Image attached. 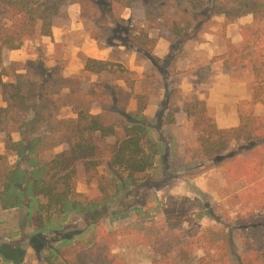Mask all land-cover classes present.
Instances as JSON below:
<instances>
[{"label":"trees","instance_id":"obj_1","mask_svg":"<svg viewBox=\"0 0 264 264\" xmlns=\"http://www.w3.org/2000/svg\"><path fill=\"white\" fill-rule=\"evenodd\" d=\"M263 0H241L237 17L251 14L252 22L241 28L242 40L227 42L222 57L224 71L234 67L256 66L254 47L264 35ZM233 0H0V144L6 152L17 157L14 165L7 164L0 172V208L10 210L32 199L39 213L49 224L51 218L64 219L68 214L82 215V229L61 233L69 229L55 227L53 238L39 232L24 244L41 247L47 239L56 243L51 255L64 264H125L124 258L113 251L112 245L119 230H106L97 219L106 215L117 196L126 194L130 185L137 184L154 165L158 154L157 142L152 135L158 129L152 118L144 114V107L134 111L118 106L117 95L128 93L119 85H105L90 79V75L108 74L112 62L85 58L80 78L64 77L55 68L46 67L41 58L26 62L11 61L8 53L40 36H50L54 26L69 24L66 6L79 4V18L84 23L93 20L95 28L86 25L89 36L107 47L123 46L132 49L143 59V75L155 79L174 68L177 58L175 44L195 40L199 32L214 16H230L235 10ZM128 11L127 18L122 16ZM231 18L230 21H233ZM262 24V26H260ZM163 31L171 43L165 58L154 54L157 38L150 32ZM261 34V35H260ZM57 59V58H56ZM60 61V57L58 58ZM165 59H168L167 61ZM167 76V75H166ZM66 90L75 117L56 116L54 94ZM118 90L119 93H118ZM138 100L143 99L136 94ZM252 102L255 99L252 97ZM101 112L92 113L93 107ZM167 120L173 123L176 115H185L197 132L202 153L217 162L232 180L245 179L261 185L264 176V131L259 118H240L232 128H219L209 114L203 100L168 101L165 105ZM164 114V113H163ZM19 130L21 137L13 140L12 133ZM238 142L241 146H235ZM63 146L58 153L49 152ZM49 153L46 157L41 155ZM4 155H0V158ZM104 167L105 170H100ZM109 170L125 173L119 177ZM88 183L87 193L76 191L78 179ZM258 189L242 194V202L256 199ZM97 219V220H96ZM242 226L250 231L249 251L236 255L226 239L217 246L209 244L196 264H264V216L253 211L239 217ZM46 229V227H45ZM60 230V231H59ZM68 231V230H66ZM151 249V264H172L174 248L180 260L191 259L184 239L170 231L156 233L149 229L144 236ZM23 243L0 246V258L14 263L23 260ZM48 258V257H47Z\"/></svg>","mask_w":264,"mask_h":264},{"label":"rangeland","instance_id":"obj_2","mask_svg":"<svg viewBox=\"0 0 264 264\" xmlns=\"http://www.w3.org/2000/svg\"><path fill=\"white\" fill-rule=\"evenodd\" d=\"M262 2L264 4V0ZM240 5L241 0H233L231 7L235 10L230 16H214L199 32L197 39L175 44L174 52H177V58L174 68L167 74L161 73L155 79L143 75V59L131 48L107 47L102 41L95 40L99 48L108 50L106 60L111 61L112 66L110 73L90 75V79L103 82L107 86L119 85L128 95L123 98L117 95L118 106H125L128 111L136 110L138 105L143 106L144 114L152 118L158 127L152 132L155 140H159L157 142L159 151L154 165L137 184L130 185L126 194L116 197L117 201L108 206L105 216L97 218L106 230H119L112 248L124 258L125 264H151V249L148 245L151 239L148 241L144 238L149 229L159 234L164 231L174 232L185 240L184 245L191 259L180 260L177 249L174 248L170 255L172 264H196L198 258L204 255L202 247L209 244L217 246L226 239L231 244L234 254L241 256L249 251L250 231L242 226L239 217L251 211L264 216V176L263 183L259 186L256 183L250 184L245 179L229 178L224 167L217 163L219 158H210L206 153L199 151L201 147L197 141V132L185 115H176L173 123H160L161 120H167L164 118H168L165 116V105L168 101L181 103L185 100L198 99L200 93L212 85V80L214 81L223 66L222 57L226 51V43H238L237 39L242 37L241 28L253 19L251 14L236 18L240 12L239 8L242 10ZM78 8L77 3L66 6L74 20L70 27H67L71 30L70 34L67 33L71 36L65 46L67 50L64 48L62 52L61 48V53L67 54V58H75L73 66L84 65L86 58V55L82 51H77L73 45L80 36H83V40L92 39L86 32V25L95 28L92 19L86 20L85 23L80 20ZM128 15V11L122 12L124 18ZM231 18L234 20L230 21ZM150 35L157 38V46L153 51L165 58L171 50L167 35L158 29L151 31ZM261 37L260 44L254 47L256 58L253 62H256V66L243 64L232 68L228 73L235 82H246L245 89L250 92V100L245 99L236 102L235 105L231 103L233 106L226 105L225 111L235 113L239 119L259 118L261 129L264 131V35ZM45 46L40 38L26 41L19 49L30 58L21 62L41 58L46 67L51 68L55 65L63 74L66 62L62 57L60 61H56L59 59L51 57L52 54L48 53ZM87 75L84 71L63 74L67 78L74 76L83 78ZM0 78L3 82L10 81V78L4 75H0ZM136 94L141 95L143 99L135 98ZM252 97L255 102H252ZM53 98L58 118L75 117L66 90H60ZM0 106H4L1 96ZM208 111L218 127L225 124L216 122L217 118H220L217 107H208ZM91 112L99 113L101 108L95 106ZM20 137L19 130L12 133L13 140H19ZM241 144L238 142L235 146L240 147ZM63 148L57 146L49 153H58ZM49 153L41 155L46 157ZM0 155H4L0 158V172L7 164L14 165L17 161V157L6 152L3 144H0ZM100 170L105 168L102 167ZM112 172L119 177L125 176L120 170L108 171ZM88 187L84 178L78 179L77 192L87 193ZM255 187L258 189L256 199L248 204L242 202V194ZM31 201V198H27L23 206L10 210L0 208V246L15 242L23 243L42 231L45 235L49 234L48 238H53L56 236L53 229L59 225L69 228L59 230L61 233L82 229L86 234L91 230V227L84 224L82 215L77 213L68 214L64 219L53 217L46 225L48 220L38 212ZM55 244L49 243L48 239L41 247L23 243V260L10 263L0 258V264H64L51 255V249Z\"/></svg>","mask_w":264,"mask_h":264},{"label":"crops","instance_id":"obj_3","mask_svg":"<svg viewBox=\"0 0 264 264\" xmlns=\"http://www.w3.org/2000/svg\"><path fill=\"white\" fill-rule=\"evenodd\" d=\"M79 9V8H78ZM68 12V11H67ZM79 15V10L77 11ZM69 25L64 26H54L51 31L50 36H40L38 38L41 39V42L44 43L46 46V49L48 50V53L52 54L51 57L59 58L62 57L64 61L66 62V66L63 70L64 75H70V74H77L80 71H84V65L79 64L78 66H73V62L75 60L71 58H67V54L64 53V55L61 53L67 46V41L71 36L69 35L71 30H68L71 23L74 20V17H72L69 13ZM252 22V21H251ZM250 22V23H251ZM67 28V29H66ZM69 33V34H67ZM83 36L76 40V43L73 45L77 51H82L86 57L98 59V60H106L108 57V50L99 48L96 41L94 39H82ZM242 37L238 38L237 41H241ZM70 41V40H69ZM157 46V43H156ZM154 47V50L156 48ZM67 50V48H66ZM21 54V56H20ZM154 54L158 56L159 58H162V55L160 56L157 54V52L154 51ZM25 55V56H24ZM25 58H24V57ZM8 58L11 61H22L25 59L30 58L28 55H26L25 52H22L21 49L12 50L8 53ZM75 67V68H74ZM73 68L74 70H70ZM229 71H224L222 68L218 71V74L215 76L214 81L212 80V85L206 90L203 91V93H200L199 98L200 100L206 101V106L208 107H217L220 111V118H217V123H225L220 124L219 128H232L236 127L240 123V119L236 117L235 113H228L229 111H225L226 105H235V103H239L242 100H250V92L249 90L245 89L246 82H235V80H232L230 77V74H228ZM227 102V103H226ZM233 103V105L231 104ZM228 115V116H227ZM235 115V116H233ZM227 123H230V125H227Z\"/></svg>","mask_w":264,"mask_h":264}]
</instances>
